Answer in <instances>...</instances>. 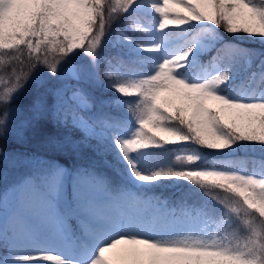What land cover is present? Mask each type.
I'll use <instances>...</instances> for the list:
<instances>
[{
    "label": "snow or ice",
    "instance_id": "6c2138e0",
    "mask_svg": "<svg viewBox=\"0 0 264 264\" xmlns=\"http://www.w3.org/2000/svg\"><path fill=\"white\" fill-rule=\"evenodd\" d=\"M241 142L264 150V0H0V264H264Z\"/></svg>",
    "mask_w": 264,
    "mask_h": 264
},
{
    "label": "trees",
    "instance_id": "16d2710c",
    "mask_svg": "<svg viewBox=\"0 0 264 264\" xmlns=\"http://www.w3.org/2000/svg\"><path fill=\"white\" fill-rule=\"evenodd\" d=\"M223 31V30H221ZM227 39H231V37H228L227 34H225ZM237 39L243 43L245 46H249L251 44L250 41L246 40V39H242L241 37H237ZM103 71V70H101ZM51 82L49 83V85H45V87L50 86ZM36 89L35 85H32L31 89H30V93H34ZM41 91H43V88H41ZM109 95H111V93H109ZM30 96H26L25 98L22 99V101H20L18 104L14 105V107H17L19 109H23L24 105H26L28 103ZM22 117L17 115V114H13V121L14 122H18L19 119H21ZM55 128L54 127H47L43 130V132L40 133H36V134H32L29 133L28 137H27V143L24 146V150H26L29 153H37V154H41L44 155L45 158H47V153H48V149L46 148L45 144H44V135L46 133H55ZM15 145L9 143V148L14 147ZM174 147V146H171ZM205 154H206V161L205 163L213 160V159H218L219 157L214 154L213 152H211V150H204ZM235 155L237 158H246V157H256V158H260L262 156H264V150H262L260 148L259 145H252L249 144L247 142H241V145L238 149H235ZM251 164L249 165V168L251 169ZM6 169V165L0 161V172H3ZM20 171H23V169H21ZM9 172V176H8V180L11 181L15 175H18L19 172L14 173L11 169H8ZM2 180H0V185H2ZM164 195L168 196L173 192H177L179 191V189H177L176 187H174L172 184H166L165 188H164Z\"/></svg>",
    "mask_w": 264,
    "mask_h": 264
}]
</instances>
